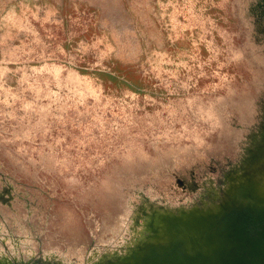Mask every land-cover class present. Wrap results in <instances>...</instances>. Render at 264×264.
Masks as SVG:
<instances>
[{"label": "rangeland", "instance_id": "obj_1", "mask_svg": "<svg viewBox=\"0 0 264 264\" xmlns=\"http://www.w3.org/2000/svg\"><path fill=\"white\" fill-rule=\"evenodd\" d=\"M254 181L264 0H0L2 264L110 263Z\"/></svg>", "mask_w": 264, "mask_h": 264}, {"label": "water", "instance_id": "obj_2", "mask_svg": "<svg viewBox=\"0 0 264 264\" xmlns=\"http://www.w3.org/2000/svg\"><path fill=\"white\" fill-rule=\"evenodd\" d=\"M239 184L219 204L154 220L125 256L97 264H264V182Z\"/></svg>", "mask_w": 264, "mask_h": 264}]
</instances>
